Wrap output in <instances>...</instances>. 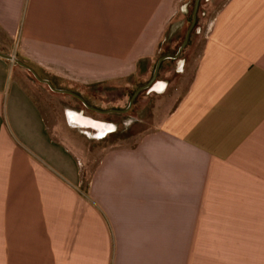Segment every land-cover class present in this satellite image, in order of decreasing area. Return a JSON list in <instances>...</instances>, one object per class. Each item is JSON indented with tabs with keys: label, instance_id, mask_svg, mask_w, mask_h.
Instances as JSON below:
<instances>
[{
	"label": "crops",
	"instance_id": "obj_1",
	"mask_svg": "<svg viewBox=\"0 0 264 264\" xmlns=\"http://www.w3.org/2000/svg\"><path fill=\"white\" fill-rule=\"evenodd\" d=\"M187 6L0 0V52L57 89L132 87L177 52ZM197 37L182 95L85 179L81 150L0 57V264H264V0H200L159 73L182 75Z\"/></svg>",
	"mask_w": 264,
	"mask_h": 264
},
{
	"label": "rangeland",
	"instance_id": "obj_2",
	"mask_svg": "<svg viewBox=\"0 0 264 264\" xmlns=\"http://www.w3.org/2000/svg\"><path fill=\"white\" fill-rule=\"evenodd\" d=\"M194 1L195 0H187L188 6L185 15V25L183 30L178 33V43H176L174 47L169 48V52L171 53H175L177 51L182 42L185 30L191 22V13ZM201 45L202 38L197 37L194 40L193 46L189 48L190 52L188 56L190 58H187L188 68L184 70L182 69L184 71L182 75L176 73H170L167 75V68L164 69V73L161 74L159 73L160 69L158 70V74L152 86L157 81L165 82V92L163 96L156 98L155 95L150 94V96L147 97L146 93L152 86L148 90H142L138 93L129 110L125 113L97 114L89 111L76 99L68 95L50 91L47 86L37 82L31 74L18 67L15 63H13L16 68L14 77L18 79L27 93H29V95L37 103L46 119L49 129L55 137L57 139L69 140L71 141V144L81 150V155L86 158L83 166V178L85 179L90 175L97 153L103 146L106 147L111 144L122 146L132 145L137 140L139 134L145 127H147L146 120H148L147 118L151 116L152 113L155 112L157 114V109L160 111L163 104L170 107L176 102L188 85L189 76L195 59L201 50ZM186 47L187 46H185L181 53L186 50ZM149 79L150 76L141 79L132 87H126L128 85L123 84L122 82L115 87L99 86L72 91L79 94L87 102V104L99 110H122L128 106L130 97L135 90L147 83ZM154 105L155 107L153 108ZM68 111L78 113L79 115L93 121L111 125L112 128L110 132L105 133L102 137H97V134L91 129L68 127L66 121V113Z\"/></svg>",
	"mask_w": 264,
	"mask_h": 264
},
{
	"label": "water",
	"instance_id": "obj_3",
	"mask_svg": "<svg viewBox=\"0 0 264 264\" xmlns=\"http://www.w3.org/2000/svg\"><path fill=\"white\" fill-rule=\"evenodd\" d=\"M199 2H200V0H195L194 1V6H193V9H192V13H191V22H190L189 26L187 27V30L185 32L183 41H182L181 45L179 46L177 52L174 55H168V56H165V57H161L156 62V65L154 67V71H153L151 80L147 84H145V85H143V86H141V87H139V88H137L135 90V92L130 97L128 106L125 109H122V110H120V109L99 110V109H97L95 107H92L89 104H87V102L79 94H77V93H75V92H73L71 90L55 88L49 80L41 78L39 76V74L32 67H30L29 65H27L23 61H21L19 59H16L15 57H13L11 55L3 54L1 52H0V57L4 58L6 60H10L11 62L15 63L20 68L26 70L29 74H31V76L37 82L47 86V88L50 91L58 93V94L68 95V96L76 99L77 101H79L82 104V106H84L89 111H92V112H95V113H99V114L125 113V112H127L129 110L130 106L132 105V103H133L134 99L136 98V96L138 95V93L140 91H142V90L148 89L152 85V83L154 82V80H155V78H156V76L158 74V70H159L161 62L163 60H165L166 58L175 59L181 53V51L185 48V46H186V44H187V42L189 40L191 31L193 30V28L195 26V23H196Z\"/></svg>",
	"mask_w": 264,
	"mask_h": 264
},
{
	"label": "bare ground",
	"instance_id": "obj_4",
	"mask_svg": "<svg viewBox=\"0 0 264 264\" xmlns=\"http://www.w3.org/2000/svg\"><path fill=\"white\" fill-rule=\"evenodd\" d=\"M160 90L161 87L159 91ZM66 120L72 127L94 130L97 134V137H102L105 133L110 132L112 128L111 125L90 120L72 111H68L66 113Z\"/></svg>",
	"mask_w": 264,
	"mask_h": 264
},
{
	"label": "flooded vegetation",
	"instance_id": "obj_5",
	"mask_svg": "<svg viewBox=\"0 0 264 264\" xmlns=\"http://www.w3.org/2000/svg\"><path fill=\"white\" fill-rule=\"evenodd\" d=\"M153 89H154V90H157V89H158V86H157V85L154 86ZM93 131H94V130H93ZM94 132H95V131H94ZM95 133H96V132H95Z\"/></svg>",
	"mask_w": 264,
	"mask_h": 264
}]
</instances>
